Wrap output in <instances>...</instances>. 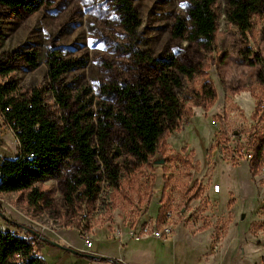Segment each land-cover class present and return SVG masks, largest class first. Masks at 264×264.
Listing matches in <instances>:
<instances>
[{
	"label": "rangeland",
	"instance_id": "obj_1",
	"mask_svg": "<svg viewBox=\"0 0 264 264\" xmlns=\"http://www.w3.org/2000/svg\"><path fill=\"white\" fill-rule=\"evenodd\" d=\"M24 1L13 9L0 4V67L8 68L0 71V85H11L15 99H27L37 91L43 115L60 127L69 111L94 115L97 107H115L111 89L119 83L147 82L158 95L156 79L172 70L164 65L173 60L191 68L189 76L178 74L180 85L172 90L189 118L163 120L161 148L155 154L161 161L151 165L137 161L127 148V133L106 118L102 151L106 166L97 169L105 185L97 181V201L96 192L88 202L78 195L72 177L77 162L68 152L52 176L0 193V217L19 235L28 237L27 227L47 238L37 239L44 264H95L87 251L68 245L81 246L79 227L90 232L103 224L108 232L115 226L126 230L139 213L153 208L159 215L171 205L174 226L186 229L194 242H211V250L215 242L222 244L233 220L237 238L224 257L232 258L233 264L240 260L262 264L264 183H256L254 167L247 161L232 159V149L235 145L255 149L264 139V0H215L218 18L212 51L199 41L169 34L176 16L186 21L188 0H126L138 17L133 31L122 26L117 0ZM241 6L248 9L246 28L237 16ZM24 53L36 58L34 67L23 59ZM50 55L71 64L54 82L46 73ZM216 56L221 57L217 66L212 60ZM61 87L66 108L53 93ZM15 146L11 132L0 124V155L11 157ZM242 162L255 180L259 200L242 217H235L232 201L219 211L208 189L219 177L218 164L236 168ZM229 172L224 168L221 174L229 176ZM31 187L42 192L45 202L27 199ZM208 210L210 214L200 213ZM205 228L213 230L209 239H204ZM104 246L117 253L112 244ZM130 246L139 251L158 247L149 239L132 240Z\"/></svg>",
	"mask_w": 264,
	"mask_h": 264
},
{
	"label": "trees",
	"instance_id": "obj_2",
	"mask_svg": "<svg viewBox=\"0 0 264 264\" xmlns=\"http://www.w3.org/2000/svg\"><path fill=\"white\" fill-rule=\"evenodd\" d=\"M0 4L9 9L26 4L24 0H0ZM121 14L122 26L127 31H133L138 26V17L132 5L126 0H117ZM247 7L241 6L238 18L244 20ZM186 21L175 17L169 34L173 38H184L199 41L203 47L212 51L215 49L214 35L217 26L218 11L215 0H188L185 8ZM23 59L29 67L36 65V58L24 53ZM213 63L217 66L221 57H214ZM261 63V61H260ZM70 62L47 56L46 73L54 82L58 75L67 70ZM165 67L172 70L160 73L156 79L159 94L155 95L147 82L134 84L119 83L112 87L111 93L116 97L115 107L96 108L94 115L84 112H67L66 118L60 127L43 115L40 97L37 91H32L27 99H15L10 92L11 85H0V114L6 125L12 131L17 142V154L13 158L0 159V192L18 191L30 186L35 180L50 177L58 170L62 158L73 153L77 165L72 170L74 186L78 187V195L86 202L90 201L97 189L100 173L97 172L100 164L105 168L102 151L108 129L106 118H111L127 133L129 143L127 148L137 161L151 165L159 162L155 154L161 148L163 120H187L189 114L181 109L173 88L180 85L178 74L189 76L191 68L185 63H176L170 60ZM8 68L0 67V71ZM176 72V73H175ZM55 99L61 107L68 106L63 87L53 90ZM27 102L30 107H27ZM222 117V110L217 112ZM175 125V124H174ZM173 125V126H174ZM91 138L95 143L91 142ZM259 153V145L255 148ZM32 203L44 201L42 192L31 187L26 194ZM28 237H10L0 232V264H44L37 253V239H45L34 230L25 228ZM34 247V252H31ZM89 257L109 259L113 264H125L120 259L99 256L92 253Z\"/></svg>",
	"mask_w": 264,
	"mask_h": 264
},
{
	"label": "crops",
	"instance_id": "obj_3",
	"mask_svg": "<svg viewBox=\"0 0 264 264\" xmlns=\"http://www.w3.org/2000/svg\"><path fill=\"white\" fill-rule=\"evenodd\" d=\"M230 169L229 176H223L221 171L224 169ZM219 170V177L213 183H217L219 188L217 191H213L212 187L210 190V194L216 201V205L219 211H222V208L225 209L229 206L232 201L233 206V215L235 217H242L243 213L250 210L255 201L258 202V197L254 194V184L255 180L251 177L247 164H243V162L238 164L236 168L227 166L220 163L217 165ZM212 185V184H211ZM256 185V184H255ZM209 196V195H208ZM210 197V196H209ZM213 202V201H212ZM214 204V202H213ZM230 210V208H229ZM211 210L208 211H200L201 214L208 213L210 214ZM242 212V213H241ZM154 215L153 208L148 213H139L136 219L133 221V225H136L141 220ZM232 224V225H231ZM96 226H99L96 225ZM105 225H100L99 228H91L90 229V238L92 240V244L89 248H83L81 246H77V244H68L70 247L74 249H81L87 251L88 253H92L99 256H106L111 258L119 259V257L126 258V262H122L125 264H233L232 258L224 257L225 252L232 251L234 246V239L237 237L234 235L236 233V224L232 220L230 221V225L228 226L227 236L222 240V244L217 241L213 244L212 250L210 248L211 242H194L190 237L189 233L186 229L181 228L178 224L172 229L170 237L165 241H159L158 239L152 237H144L141 239H149L153 241V245L156 244L158 246L155 251H149L146 249H141V251L137 250L135 247H131L130 244L133 239L126 236V230L124 226L119 228V235L115 237L112 235V232H108L103 229ZM116 227V226H115ZM213 230L210 228H205L203 234L206 236L204 239H209V235ZM64 235V234H63ZM63 238H66L63 236ZM51 240V239H50ZM53 241V240H52ZM103 244L101 246L100 244ZM104 244H112L116 252H109ZM241 251V250H240ZM206 253V258L201 259V254ZM236 249H234L233 257L235 255ZM37 253L40 256L37 248ZM264 256V253L262 257ZM41 257V256H40ZM223 257V258H222ZM94 258L95 264H113L108 259H100L96 257ZM240 260L238 264H241Z\"/></svg>",
	"mask_w": 264,
	"mask_h": 264
},
{
	"label": "built area",
	"instance_id": "obj_4",
	"mask_svg": "<svg viewBox=\"0 0 264 264\" xmlns=\"http://www.w3.org/2000/svg\"><path fill=\"white\" fill-rule=\"evenodd\" d=\"M26 106L30 107V103L27 102ZM0 124L4 125V127L8 129L12 134V131L6 125L5 119L1 114H0ZM15 144L16 146H15L14 154L11 157L0 155V159L13 158L17 154V150H18L16 140H15ZM258 145H259L258 154H256L254 148L235 145L232 149L233 150L232 159L235 162L247 161V163H249L251 167H254L253 177L258 185H262L264 183V139L260 141ZM98 184L105 185L103 182V177L99 178ZM218 188H219L218 184L214 183L212 185L213 191H217ZM9 192H13V191H9ZM98 193L99 190H97L95 194L94 197L95 201H97ZM174 213L175 210L171 208V205L164 206L159 215L149 216L141 220L136 225L127 227L125 232L126 236L133 240H139L144 237H152L158 239L159 241H165L170 237L174 226V222H173ZM0 232L7 233L10 237H15V236L24 237L22 235H19L16 228L10 225L8 221L3 217H0ZM77 232L81 239L83 248L85 249L89 248L92 244L89 231L79 227V229H77ZM119 232L120 231L118 227H114L112 229V235H114L115 237L119 235ZM31 252H34V247H32ZM261 263L264 264V256L261 259Z\"/></svg>",
	"mask_w": 264,
	"mask_h": 264
},
{
	"label": "water",
	"instance_id": "obj_5",
	"mask_svg": "<svg viewBox=\"0 0 264 264\" xmlns=\"http://www.w3.org/2000/svg\"><path fill=\"white\" fill-rule=\"evenodd\" d=\"M234 133H236V131L234 130ZM159 162L161 161V160H158ZM38 234V233H37ZM39 235V234H38ZM42 238H46L45 236H42V235H40ZM47 239V238H46Z\"/></svg>",
	"mask_w": 264,
	"mask_h": 264
}]
</instances>
